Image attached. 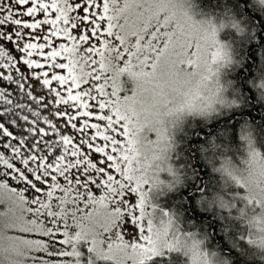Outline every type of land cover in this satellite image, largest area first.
Returning <instances> with one entry per match:
<instances>
[{"label":"snow or ice","instance_id":"snow-or-ice-1","mask_svg":"<svg viewBox=\"0 0 264 264\" xmlns=\"http://www.w3.org/2000/svg\"><path fill=\"white\" fill-rule=\"evenodd\" d=\"M0 103V264H264V0H0Z\"/></svg>","mask_w":264,"mask_h":264},{"label":"trees","instance_id":"trees-1","mask_svg":"<svg viewBox=\"0 0 264 264\" xmlns=\"http://www.w3.org/2000/svg\"><path fill=\"white\" fill-rule=\"evenodd\" d=\"M11 98V97H10ZM13 100V99H12ZM15 101V100H13ZM1 105H3L1 103ZM4 107H11V105H3V107H0L1 109H3ZM220 131H223L222 128H217L215 130V132H220ZM229 133L231 134V136L233 137V140H234V143H239L238 140L235 139V136H236V130L235 129H229ZM207 171V175L205 176V181L206 182H209L211 181L212 183L215 182V180L219 179V175L218 174H213L210 170V168L206 169Z\"/></svg>","mask_w":264,"mask_h":264},{"label":"rangeland","instance_id":"rangeland-1","mask_svg":"<svg viewBox=\"0 0 264 264\" xmlns=\"http://www.w3.org/2000/svg\"><path fill=\"white\" fill-rule=\"evenodd\" d=\"M13 88H15V86H12V88H10L9 91L12 92V89H13ZM11 99H13V100L16 101V100L18 99V92H12ZM3 105H4V104H3ZM3 105H1V103H0V107H3ZM2 110H3V109L0 108V111H2ZM5 119H7V116H5ZM14 131L19 132V131H21V129L18 128V127H16V128H14Z\"/></svg>","mask_w":264,"mask_h":264}]
</instances>
